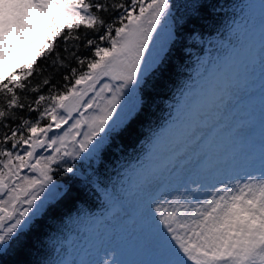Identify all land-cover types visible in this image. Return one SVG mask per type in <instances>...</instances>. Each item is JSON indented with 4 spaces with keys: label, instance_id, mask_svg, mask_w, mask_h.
<instances>
[{
    "label": "snow or ice",
    "instance_id": "6c2138e0",
    "mask_svg": "<svg viewBox=\"0 0 264 264\" xmlns=\"http://www.w3.org/2000/svg\"><path fill=\"white\" fill-rule=\"evenodd\" d=\"M174 7V0H114L117 16L105 20L100 14L110 11L107 0H0V122L12 114L8 110L25 108L16 90L27 87L38 61H46L39 74H49L30 91L50 85L47 96L34 99L36 107L27 104L38 118L23 119L21 127L32 135L11 128L0 140L12 149L27 145L23 155L0 147V158H7L0 159V261L29 248L27 237L44 209L41 193L62 167L101 197L105 216L78 214L64 225L66 234L31 244L33 251L55 253L38 264H264V0L231 6L222 52L201 61L198 81L187 85L171 122L153 135L143 159L125 169L119 187L109 188L95 175L113 146L110 137L127 119L123 104L162 70L164 49H156V38L163 34L171 42ZM204 7L199 0L186 5L189 15L179 19L190 22ZM81 47L90 55L79 54ZM72 61L87 70L71 67V86L58 91L51 82ZM10 62L22 66L11 70ZM257 80L259 132L254 117L229 127L224 113L232 90L251 95ZM93 109L97 114L85 115ZM45 118L51 122L40 127ZM53 123L56 130L69 126L49 136ZM45 148L52 154L37 155ZM164 150L172 155L157 163ZM68 160L78 167H64ZM24 168L41 178L21 176ZM117 213L133 218L134 226L119 228L118 235L113 227L101 230L104 219ZM114 235L122 248L111 245ZM124 251L141 258L126 261Z\"/></svg>",
    "mask_w": 264,
    "mask_h": 264
},
{
    "label": "trees",
    "instance_id": "16d2710c",
    "mask_svg": "<svg viewBox=\"0 0 264 264\" xmlns=\"http://www.w3.org/2000/svg\"><path fill=\"white\" fill-rule=\"evenodd\" d=\"M113 2L114 0H107L110 11L100 14L105 20L117 16V13L111 11ZM115 2H120V0H115ZM123 2L127 4L130 0H123ZM195 2L197 0H174V22L172 23L174 36L171 42H166L163 34L156 38V49L158 51L160 48L164 49L160 53L164 57L162 70L155 74L149 87L129 98L131 101V103H127L129 111L125 112L127 119L110 137L113 146L105 154L103 167L99 168L95 174L109 188H112L113 185L119 187L120 181L124 178L125 169L131 168L133 164L143 159L147 145L153 135L170 117L178 97L191 83L194 58L202 53L203 47L209 44V50L214 56L222 52L219 44L227 39V25L233 15L231 6L237 0H199L205 7L198 16H194L193 20L187 23L179 19L180 17L187 19L189 11L186 5ZM78 31L83 34L85 29L81 27ZM88 34L89 36L93 35L90 30ZM194 34L197 36L195 41L193 40ZM62 40L63 37L57 41V44L60 45L57 50L61 52L63 51ZM72 43L74 42L69 41V45ZM79 54L90 55L89 51L83 47H81ZM40 67H46V61H38L37 70L24 82L27 87L23 90H16L20 102L26 106L25 108L8 110L12 114L0 122V140L4 138L5 133L10 135L11 128H16L18 135H23L25 138L32 135L28 132L27 127H21V122L23 119L35 121L38 118V113L29 112L27 104L33 102L32 107H36L34 99L39 94L46 96L49 94L48 88L50 85H41L39 93L30 91V88L36 86L44 75L49 74L48 72L39 74ZM71 67H77L78 71L87 70L86 65L81 68L75 61H72L69 68L61 69L51 82L56 84L58 91H66L63 87L65 84L71 86ZM63 74H68L70 80L63 81ZM97 88H99V85ZM3 99V95L0 94V100ZM96 102L101 105L104 103L102 99H97ZM49 103L47 100L42 102L41 110L44 105ZM92 114H97L94 109L89 112V116ZM47 124V118L40 121V127H45ZM5 125H8V127H5ZM37 134L41 133L38 132ZM26 146L18 144L17 149L23 151ZM0 147L11 151V142L2 144ZM40 154L42 152H37V155ZM69 165H77V162L68 160L64 167ZM51 175L53 180L49 188L52 192L49 193L47 199H43V212L35 219L34 227L27 237L29 248L21 255L15 253L5 255L0 264H38L46 258L53 257L55 253L51 248L41 247L37 252L31 250L30 245L46 236L55 238L61 236L62 232L66 234L68 229L64 225L71 217H76L78 214H86L91 217L101 216L105 211L101 197L90 186L80 182L77 177L64 172L62 167L57 168ZM107 223L114 226L110 221H107Z\"/></svg>",
    "mask_w": 264,
    "mask_h": 264
},
{
    "label": "rangeland",
    "instance_id": "374dc122",
    "mask_svg": "<svg viewBox=\"0 0 264 264\" xmlns=\"http://www.w3.org/2000/svg\"><path fill=\"white\" fill-rule=\"evenodd\" d=\"M210 45L207 44L203 47V51L202 53L197 56L196 58H194V69H193V73H192V82L191 84L195 85L196 82L198 81L199 77L197 76V72L201 69V61H204L206 59L211 60L212 58H214L215 56L212 55V52L209 50ZM22 66V63H16V62H10V69L11 70H16L19 67ZM257 83V91L251 93V95H249V93L245 92V91H238L235 89V91L233 92V96L234 98L232 100H230V107H229V112L233 113L235 111L236 108H240L241 105V110H240V117H242L241 115L245 116H249V114L254 113V110L256 108V103H258V106H260V98H259V92H258V84H259V80L256 81ZM187 91V88L182 92V94L180 95L179 99L177 100V103L173 109L172 115L170 116V118L168 119V121L157 131H161L162 129H164L165 127H167L169 125V123L171 122L174 114H175V109L176 106L179 102V100L182 98L183 93ZM91 95V94H90ZM131 103V101L129 99L126 100V102L123 104V111L121 113L122 116H125V112L129 111V107L127 106V103ZM242 103V104H241ZM254 103V104H253ZM253 106V107H252ZM249 107V108H248ZM131 110V108H130ZM91 110H89L90 112ZM245 111V113H243ZM89 112L85 113L86 116H89ZM93 115V114H92ZM76 118H79L78 116ZM242 121V120H240ZM51 121L48 120V123H50ZM74 121H69V125L71 123H73ZM229 127H231L232 125H234V122H226ZM69 125H64L62 126L61 129L56 130L55 129V124L53 123V132L49 133V136H52L53 134H63L64 131L67 130ZM256 126L259 127V121L255 123ZM87 128L86 126L84 128L81 129V131H86ZM227 129H225L226 131ZM156 132V133H157ZM38 136L42 135V134H36ZM175 136V132L173 133L172 136H170L165 143H168V140L173 139ZM180 145H177V148H179ZM27 149V146L25 147V149L23 151H20L19 149L15 148L12 149L11 151H13L14 153H19L21 155H23L24 151ZM42 152L43 155L48 156L50 154H52V151L50 149H38L37 152ZM172 153L170 151L164 150V151H159L157 153V163H163L164 160L168 157L171 156ZM4 159H7L6 157H4ZM21 176H28L30 178L33 179H37L39 180L41 177L39 175L38 172H32L31 169L29 168H24L21 170ZM50 188L46 189L45 192L41 193V199H47V196L49 195V193H51L52 191L49 190ZM51 196V195H50ZM3 198V197H0ZM39 203V201L37 202ZM105 216V211L101 214V216L96 215L95 217H102ZM107 221H110L113 223L114 226L110 225L109 223H107ZM133 218L131 217H124L121 216L119 213H117L116 216H112L110 218H105L103 221V224L100 225V229L103 230L105 227H113L114 230H116V234H119V228H123V229H130L131 227H133ZM103 235V234H102ZM111 245L117 248H122V244L120 242L117 241L116 239V235L113 236L112 240L110 241ZM141 257L130 253L128 251H124L123 253V259H125L126 261H135L140 259Z\"/></svg>",
    "mask_w": 264,
    "mask_h": 264
},
{
    "label": "bare ground",
    "instance_id": "6f19581e",
    "mask_svg": "<svg viewBox=\"0 0 264 264\" xmlns=\"http://www.w3.org/2000/svg\"><path fill=\"white\" fill-rule=\"evenodd\" d=\"M232 91L234 92L235 89H233ZM229 103H230V101L228 102V109L225 110V113H224L225 116L229 117V119H228L226 122H231V123L234 122V124H235V123L239 122L240 120H242V121H246V120L250 119V117H254V118H255V123L259 121V116H260V106H258V103H256V108H255V110H254V113L249 114L248 117L245 116V114H244V115H241L242 117H240L241 105H240V108H236L235 111H234L233 113L229 112L228 110H229V107H230V105H231V104H229ZM241 104H242V103H241ZM253 104H254V103H253ZM252 107H253V106H252ZM248 108H249V107H248ZM241 111H242V110H241ZM243 113H245V111H244ZM222 122H224V121H222ZM255 126H256V125H255ZM256 131H257V133L259 132V127H258V126H256ZM174 132H175V131H174Z\"/></svg>",
    "mask_w": 264,
    "mask_h": 264
}]
</instances>
